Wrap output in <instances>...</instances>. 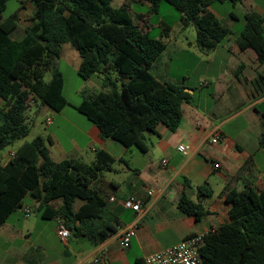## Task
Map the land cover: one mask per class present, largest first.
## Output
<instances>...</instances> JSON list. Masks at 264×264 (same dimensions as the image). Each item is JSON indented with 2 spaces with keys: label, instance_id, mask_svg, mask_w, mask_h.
<instances>
[{
  "label": "trees",
  "instance_id": "obj_1",
  "mask_svg": "<svg viewBox=\"0 0 264 264\" xmlns=\"http://www.w3.org/2000/svg\"><path fill=\"white\" fill-rule=\"evenodd\" d=\"M8 0H0V151L25 139L29 133L27 111L38 102L60 112L69 105L63 94L64 78L59 62L64 44L78 51V75L85 80L102 75V90L73 106L97 126L103 139L126 148L147 151L146 135L163 124L176 132L183 119L182 105L189 102L185 87L163 83L150 72L166 49L161 39L141 31L131 8L114 0H31L32 24L21 39L12 38L18 14L4 18ZM157 13L162 2L181 14V23L196 29V45L205 52L216 48L230 34L210 8L238 0H138ZM239 37L241 50L253 49L264 63V23L246 15ZM163 32V36L170 31ZM50 75V79H46ZM31 100L32 103H29ZM33 104V105H32ZM32 105V106H31ZM48 142L52 140L49 138ZM264 148V131L260 136ZM15 156L0 163V226L26 198L39 203L44 219L62 217L74 237L104 242L118 231L109 220L106 201L93 183L112 168L115 158L99 150L93 162L78 159L55 161L42 136L24 141ZM201 197L212 196L207 184L198 186ZM77 201L82 202L76 207ZM228 221L207 234L200 249L201 264H264V190L247 186L225 193ZM187 216L199 220L207 214L185 195L178 203ZM134 264H145L137 259Z\"/></svg>",
  "mask_w": 264,
  "mask_h": 264
},
{
  "label": "crops",
  "instance_id": "obj_2",
  "mask_svg": "<svg viewBox=\"0 0 264 264\" xmlns=\"http://www.w3.org/2000/svg\"><path fill=\"white\" fill-rule=\"evenodd\" d=\"M144 6L150 10L149 3L144 2ZM210 10L230 34L210 52L197 47L196 37L189 42L204 64L198 75L199 89L195 83L170 77V53L175 49L188 51L182 44L171 48V31L166 33L169 41L165 42V51L150 68L159 81L181 85L190 94L189 102L182 105L183 119L176 132L158 125L155 133L146 135V152L103 139L94 124H87L86 130H82L84 142H59L53 137L51 143L47 142L50 155L57 162H93L99 150L115 158L112 168L93 186L106 201L109 220L118 221V231L101 243L73 235L68 242H62L56 232V219L29 222L23 208L22 221H11L10 215L0 226V264H93L102 250H106V256L99 264H134L137 259L177 245L190 235L210 233L226 223L228 190L241 191L247 186L264 190V148L260 146L264 131V63L258 61L253 49L241 50L238 46L247 14L256 15L264 23V0L216 3ZM34 12L32 2L21 4L16 12L19 22L13 39L23 37ZM66 45L61 58L66 51L78 72L80 55L70 44L71 48L65 50ZM3 105L0 101V108ZM35 106L36 113L54 117L65 109L56 112L47 106L40 107L39 102ZM50 119L52 127L53 117ZM216 135L222 136V140L212 144ZM182 144L191 148L186 155L178 151ZM8 154L0 155L1 164L9 160ZM163 160L167 161L166 166L162 165ZM215 164L220 167L215 168ZM205 184L212 191L211 197L198 193L197 187ZM150 191L154 194L149 195ZM184 195L200 204L207 214L199 220L185 215L178 207ZM126 200L140 202L142 212L125 208ZM26 201L24 206L31 210L39 205L29 197ZM128 228L135 230V236L129 247L123 248L121 235Z\"/></svg>",
  "mask_w": 264,
  "mask_h": 264
},
{
  "label": "rangeland",
  "instance_id": "obj_3",
  "mask_svg": "<svg viewBox=\"0 0 264 264\" xmlns=\"http://www.w3.org/2000/svg\"><path fill=\"white\" fill-rule=\"evenodd\" d=\"M122 2V0H116L113 5L119 7L123 3L128 4L131 8L135 23L141 31H148L150 37L161 39L163 42L168 43L169 38L163 36V32L167 31L166 27L170 28L172 38V44H170L171 48L175 47L174 44H182V46L189 51L175 49L174 52L170 53V77L181 82L187 81L189 83H195V87L198 88V75L203 71L204 64L201 63L197 57L198 51L189 46V42L193 41L196 37L195 28L193 26L185 28L180 20L181 14L166 2L161 3L157 13H150L149 8L144 6V2L138 0ZM20 6L21 3L18 0H8L7 8L3 13L4 18H8L16 13L20 9ZM69 48H71V46L68 44L65 50ZM59 70L64 78L63 94L69 105L55 117L51 114L49 116L38 114L36 113V106H32L27 111V124L29 126L28 135L25 139L17 141L12 146H8L0 151V155L14 152L24 141H32L38 136H42L46 142H48V139H51V137H53L54 140L57 139L59 142H71V140L77 142L85 141L82 130H86V125L92 123L73 106L78 105L89 95L102 90L101 84L103 76L95 75L88 80L82 79L75 70V67L69 62L66 51H64V56H62L59 62ZM46 79H50V75H47ZM49 117H53L54 125L52 127L48 126L46 123ZM136 150L138 151V149ZM87 163L91 162L87 160ZM107 171L109 170L105 172ZM26 202L28 203V201ZM80 204H82V202L77 201L76 207ZM23 216V208H18L11 214L10 220L16 221V219H18L22 221L24 219ZM26 220L29 222L41 221L42 217L38 210L33 208Z\"/></svg>",
  "mask_w": 264,
  "mask_h": 264
},
{
  "label": "built area",
  "instance_id": "obj_4",
  "mask_svg": "<svg viewBox=\"0 0 264 264\" xmlns=\"http://www.w3.org/2000/svg\"><path fill=\"white\" fill-rule=\"evenodd\" d=\"M21 4L30 2L31 0H18ZM29 103H32L29 100ZM47 125L52 124V119L48 118L46 121ZM222 140V136L216 135L212 140V144H217ZM190 146L182 144L178 146V151L183 155H186L190 151ZM15 156V152H10L8 158L11 159ZM167 161L163 160L162 165L166 166ZM219 164H215V168H219ZM154 192L150 191L149 195H153ZM123 206L127 209H131L136 213L142 212V204L140 202H134L133 200H126L123 202ZM26 216L31 214V209L24 208ZM56 232L59 239L62 242H68L71 237V233L67 228L65 221L62 217L56 218ZM208 233H197L190 235L183 239L177 245L172 247H167L163 250L151 253L144 258L145 264H201V254L200 249L202 248L205 238ZM135 236V230L133 228L126 229L121 235V246L123 248H128L132 238ZM106 256V250H102L101 253L93 259V264L101 263Z\"/></svg>",
  "mask_w": 264,
  "mask_h": 264
}]
</instances>
